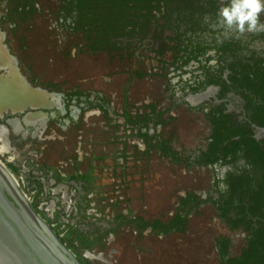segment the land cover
<instances>
[{"label":"rangeland","instance_id":"1","mask_svg":"<svg viewBox=\"0 0 264 264\" xmlns=\"http://www.w3.org/2000/svg\"><path fill=\"white\" fill-rule=\"evenodd\" d=\"M60 2L39 1L27 21L12 16L15 25L2 21L0 4V28L8 33L21 73L35 86L47 85L55 74L61 80L58 117L29 136L1 135L9 150L0 162L81 264H210L202 259L209 255L210 232L161 236L149 227L140 230L143 223L167 221L178 198L205 190L210 176L185 170L183 160L171 159V149L165 157L150 139L144 146L115 136L118 122L132 116L133 104L153 99L159 90L160 79L148 72L155 64L148 40L126 39L116 52L79 53L77 35L58 17ZM188 27L181 24L180 32ZM174 128L160 138L178 150L183 138L170 131ZM210 218L207 211H193L188 221L204 226Z\"/></svg>","mask_w":264,"mask_h":264},{"label":"flooded vegetation","instance_id":"2","mask_svg":"<svg viewBox=\"0 0 264 264\" xmlns=\"http://www.w3.org/2000/svg\"><path fill=\"white\" fill-rule=\"evenodd\" d=\"M218 10L202 11L193 27L183 23L189 27L179 29L185 34L177 50L166 49L175 45L165 39L175 37L171 30L161 42L145 38L155 63L148 72L160 79L159 90L153 99L133 104L131 117L141 124L131 126L122 118L120 129L129 128L144 146L141 133L153 148L171 149L185 170L210 173L205 190L186 191L160 222L166 232H210L209 255L202 257L210 264H264V31L225 30L217 22ZM190 28L194 31H186ZM169 126L183 138L178 150L160 138ZM193 211H207L212 223L190 225ZM177 215L183 222L171 227Z\"/></svg>","mask_w":264,"mask_h":264},{"label":"trees","instance_id":"3","mask_svg":"<svg viewBox=\"0 0 264 264\" xmlns=\"http://www.w3.org/2000/svg\"><path fill=\"white\" fill-rule=\"evenodd\" d=\"M4 3L5 14L2 19L13 25L14 17H19L23 22L36 11V5L41 0H1ZM222 0H61L59 9V19L72 34L78 38L77 47L80 53L116 52L120 40L123 38L140 40L149 37L152 40L161 42L162 35L166 30H171L175 37H167V41H175V45L166 49L177 50L182 41L185 31L180 34L179 27L183 23L196 25L197 15L201 14L208 7L214 11L220 7ZM227 3V0H224ZM224 4V3H221ZM158 14V15H157ZM14 16V17H12ZM175 20V24L171 23ZM2 22V23H3ZM194 31L193 28L186 30ZM162 50V47H160ZM54 87L51 84L44 86V89ZM71 96V95H69ZM105 113V108L101 105V100H96ZM144 121V120H143ZM125 123L131 126H139L141 121L131 116L125 118ZM146 125V124H145ZM144 139H150L146 134H139ZM163 156H168V150L161 144L157 146ZM172 160H180L177 153H171ZM180 202H183L181 200ZM34 208V207H33ZM32 208V209H33ZM34 210V209H33ZM181 208L177 209V212ZM35 211V210H34ZM36 212V211H35ZM183 222L180 215L175 216L171 227L178 226ZM158 232H164L165 226L159 221L154 223H143L140 230L146 228Z\"/></svg>","mask_w":264,"mask_h":264},{"label":"water","instance_id":"4","mask_svg":"<svg viewBox=\"0 0 264 264\" xmlns=\"http://www.w3.org/2000/svg\"><path fill=\"white\" fill-rule=\"evenodd\" d=\"M0 264H81L32 209L1 162Z\"/></svg>","mask_w":264,"mask_h":264},{"label":"crops","instance_id":"5","mask_svg":"<svg viewBox=\"0 0 264 264\" xmlns=\"http://www.w3.org/2000/svg\"><path fill=\"white\" fill-rule=\"evenodd\" d=\"M8 39L6 30L0 28V135L29 136V131L43 130L58 117L60 75L46 80L54 86L50 89H44V84L35 86L21 73L19 57L11 51ZM74 78L68 75L69 81ZM49 110L50 116L43 113Z\"/></svg>","mask_w":264,"mask_h":264},{"label":"clouds","instance_id":"6","mask_svg":"<svg viewBox=\"0 0 264 264\" xmlns=\"http://www.w3.org/2000/svg\"><path fill=\"white\" fill-rule=\"evenodd\" d=\"M264 12V0H227L222 4L217 13V22L225 30L239 33L245 31H264V22L260 14Z\"/></svg>","mask_w":264,"mask_h":264},{"label":"built area","instance_id":"7","mask_svg":"<svg viewBox=\"0 0 264 264\" xmlns=\"http://www.w3.org/2000/svg\"><path fill=\"white\" fill-rule=\"evenodd\" d=\"M100 98H102V97H100ZM100 98H98L99 100H101ZM120 117V116H119ZM111 119H112V117H111ZM119 123V125H121L122 124V122L121 121H119L118 122ZM115 136H116V138H118V140L121 142V143H127V142H129V140H130V138L132 139V142H134L135 140H137V139H135V138H133L132 136H131V130L129 129V128H126L125 129V131H122V130H120V132H118V133H116L115 134ZM135 139V140H134ZM140 141V140H139ZM3 155V154H2ZM2 155H0V156H2ZM10 172V171H9ZM13 176V175H12ZM14 178V177H13ZM16 181V180H15ZM16 183H17V181H16ZM24 195V194H23ZM24 197L26 198V196L24 195ZM26 200H27V202H28V199L26 198Z\"/></svg>","mask_w":264,"mask_h":264},{"label":"bare ground","instance_id":"8","mask_svg":"<svg viewBox=\"0 0 264 264\" xmlns=\"http://www.w3.org/2000/svg\"><path fill=\"white\" fill-rule=\"evenodd\" d=\"M5 136V135H4ZM3 137L0 135V155L4 154L5 151H7L8 153V147L6 145V143L4 142V139H2ZM6 139V138H5ZM2 142V143H1ZM12 159V158H11ZM3 162V161H2ZM169 252V251H168ZM153 264V263H152Z\"/></svg>","mask_w":264,"mask_h":264}]
</instances>
